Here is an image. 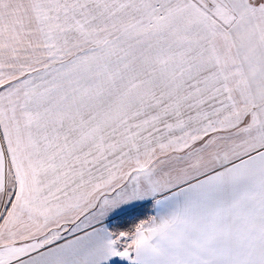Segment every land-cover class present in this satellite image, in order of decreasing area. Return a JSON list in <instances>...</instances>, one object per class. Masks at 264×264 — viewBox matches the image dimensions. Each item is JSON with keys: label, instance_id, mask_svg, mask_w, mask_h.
<instances>
[{"label": "snow or ice", "instance_id": "6c2138e0", "mask_svg": "<svg viewBox=\"0 0 264 264\" xmlns=\"http://www.w3.org/2000/svg\"><path fill=\"white\" fill-rule=\"evenodd\" d=\"M0 264H264V0H0Z\"/></svg>", "mask_w": 264, "mask_h": 264}]
</instances>
